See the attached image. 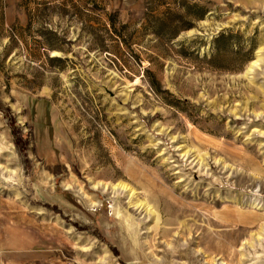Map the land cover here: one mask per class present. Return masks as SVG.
<instances>
[{
    "label": "rangeland",
    "instance_id": "obj_1",
    "mask_svg": "<svg viewBox=\"0 0 264 264\" xmlns=\"http://www.w3.org/2000/svg\"><path fill=\"white\" fill-rule=\"evenodd\" d=\"M0 264H264V0H0Z\"/></svg>",
    "mask_w": 264,
    "mask_h": 264
},
{
    "label": "bare ground",
    "instance_id": "obj_2",
    "mask_svg": "<svg viewBox=\"0 0 264 264\" xmlns=\"http://www.w3.org/2000/svg\"><path fill=\"white\" fill-rule=\"evenodd\" d=\"M257 51V50H256ZM259 52V51H258ZM263 58V57H262ZM261 60V57H260V55H257V57H256V59H253L251 62H250V64L248 65V67H247V70L245 71V73H251L252 71H253V69H254V67L258 64V62ZM253 73V72H252ZM186 156V155H185ZM202 164H203V162H202ZM199 165H200V163H199ZM203 166H205V165H203ZM200 167V166H199ZM202 167V166H201ZM206 168V167H205ZM202 169V168H201ZM97 185L98 186H100V188H101V190L102 191H105V190H109L111 193H112V191L113 190H116L115 188L116 187H120L121 188V191H126V189L128 188V186L127 185H125L123 182H119V184H117V185H113V184H110V183H106V182H104V183H97ZM79 191H80V188L78 189ZM117 190H118V188H117ZM82 191V190H81ZM127 192H128V194H127V197H128V199H129V202L131 201V199H132V197L134 196V194H135V192H133V190L129 187V189H127ZM84 193V192H83ZM131 203V202H130ZM141 204V203H140ZM139 204V205H140ZM145 210L148 212V213H150L151 212V210L150 209H147V207L145 208ZM199 252V251H198ZM200 257V256H199ZM158 260V259H157ZM205 262H206V260H205Z\"/></svg>",
    "mask_w": 264,
    "mask_h": 264
}]
</instances>
